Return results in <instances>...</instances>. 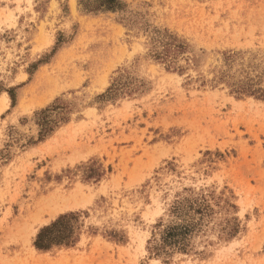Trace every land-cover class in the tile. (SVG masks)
Returning a JSON list of instances; mask_svg holds the SVG:
<instances>
[{"label":"rangeland","instance_id":"obj_1","mask_svg":"<svg viewBox=\"0 0 264 264\" xmlns=\"http://www.w3.org/2000/svg\"><path fill=\"white\" fill-rule=\"evenodd\" d=\"M120 1L0 0V264H264V0Z\"/></svg>","mask_w":264,"mask_h":264},{"label":"trees","instance_id":"obj_2","mask_svg":"<svg viewBox=\"0 0 264 264\" xmlns=\"http://www.w3.org/2000/svg\"><path fill=\"white\" fill-rule=\"evenodd\" d=\"M81 9L87 13L115 12L121 8L120 0H78ZM258 98L264 100V89L258 91ZM249 94H252L251 92ZM11 99L14 100L10 93ZM44 113V112H41ZM54 121V120H52ZM56 124V123H55ZM52 131V129H50ZM49 131V132H50ZM46 132V131H45ZM179 211V207L176 208ZM78 213H70L60 216L53 224L43 228L37 236L35 247L41 251L50 250L54 246H73L77 242L75 222L78 220ZM184 228H167L164 232V243L182 244L180 238ZM182 250V249H181Z\"/></svg>","mask_w":264,"mask_h":264},{"label":"bare ground","instance_id":"obj_3","mask_svg":"<svg viewBox=\"0 0 264 264\" xmlns=\"http://www.w3.org/2000/svg\"><path fill=\"white\" fill-rule=\"evenodd\" d=\"M85 203L86 201L84 200L82 190L78 188L69 196H52L46 199L42 203L43 207L41 208V210L43 212H46L50 217H53L68 210H75ZM31 250L33 254L36 252L33 247L31 248Z\"/></svg>","mask_w":264,"mask_h":264}]
</instances>
